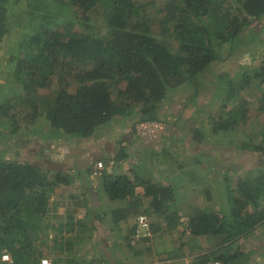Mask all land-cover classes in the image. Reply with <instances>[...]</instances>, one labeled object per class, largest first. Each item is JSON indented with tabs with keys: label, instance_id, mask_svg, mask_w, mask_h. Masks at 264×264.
I'll return each mask as SVG.
<instances>
[{
	"label": "trees",
	"instance_id": "16d2710c",
	"mask_svg": "<svg viewBox=\"0 0 264 264\" xmlns=\"http://www.w3.org/2000/svg\"><path fill=\"white\" fill-rule=\"evenodd\" d=\"M21 1L0 0V61L12 64L11 74L24 91L23 98L15 102L0 94V114L10 116L12 109L16 116L28 110L26 123L43 116L53 134L60 132L68 137L91 136L120 118H134L136 125L144 121L152 131L165 119L169 108L174 110L172 100L181 103L182 90L192 88L185 99L193 100L210 67L223 54L225 60L229 59L236 41L238 48L243 46L242 33L248 35L246 45L258 39L256 36L262 33L259 21L264 17V0H165L162 6L155 0H24V9L17 7ZM156 22L160 27L157 35H169L176 48L173 42L152 32ZM18 30L16 45L11 32ZM8 46L13 48L5 54ZM229 73L227 69L213 72L219 77ZM241 75L234 93V100L241 101L234 104L235 110L228 108L231 102H227L217 111L212 121L218 126L216 134L221 130L232 132L234 127L237 131L233 136L239 134L238 121L248 118L247 110H242L249 102L243 93L264 84V53L259 64L247 66ZM231 78L232 74L228 82ZM43 88L49 92L41 94ZM256 97L257 110L264 113V89H259ZM22 103L26 106H19ZM12 122L18 126L20 120L14 118ZM197 126L193 129L196 144L219 151V139L208 144ZM178 130L176 134L182 132L181 127ZM239 139V144L233 143L235 148L264 155L261 135L256 139L254 134H239ZM260 164L252 179L249 176L237 183L243 199H231L233 191L229 190L228 210L195 208L187 213L186 230H181L180 236L185 233L194 240L204 237L211 247L193 252L190 264H244L253 250L264 247L257 239L261 249L252 243L253 231L264 226V164ZM104 175V191L110 200L128 201L135 197V186L141 184L143 197L148 198L147 210L159 214L171 227L179 226L181 213L168 207L174 201L172 186L156 185L140 177L132 180L127 175L112 178L106 171ZM66 182L61 174H43L33 162L0 160V252L9 253L11 264H35L46 256L33 246L38 237L32 233L40 229L52 228L55 244L65 243L61 240L63 233L73 231V215L52 224L46 203L55 187ZM136 202L133 200L126 217L135 218L144 212L140 209L143 203ZM153 226L156 229L159 225ZM125 237L130 245L129 235ZM243 244L247 249H242ZM233 245L234 249L230 248ZM51 260L60 264L53 257Z\"/></svg>",
	"mask_w": 264,
	"mask_h": 264
},
{
	"label": "crops",
	"instance_id": "0c3cea01",
	"mask_svg": "<svg viewBox=\"0 0 264 264\" xmlns=\"http://www.w3.org/2000/svg\"><path fill=\"white\" fill-rule=\"evenodd\" d=\"M2 96H6V94ZM1 100L4 101V99ZM13 113L14 110L11 109L9 112L10 116L6 117L0 114V160L33 162L42 168L43 174L45 173L48 176L61 174L62 177L67 179L66 183L58 184L49 195L46 210L50 212L51 217L48 221L52 224L56 220H60V218L63 219L73 215L75 221L72 229L75 235L73 243L80 245L79 247L74 246L73 250L77 252L87 251L88 253H84L83 260L76 254L77 260L81 262L80 264H155V262L157 264H159L158 262L161 264H178L180 260L176 258V255L167 258L164 253L169 251L163 250L164 253L157 251L160 249L158 243L162 242V233L159 226L156 229L155 226L151 227L153 233L151 238L148 237L150 238L148 241H146L147 238L136 241L141 242L139 247L133 248L128 246L127 241L122 242L135 226L134 216L126 217V214L130 213V208H133V200L143 203H141L143 206L140 209L144 210L145 213H151L152 217L157 215L156 212L147 210L146 202L148 198L143 197V186L137 184L133 192L135 197L124 201V203L118 200H110L104 191L103 185V181L107 177L105 175L102 176V174L92 177L90 176V170L97 159L113 158L117 164L105 170L112 178L114 176L127 175L130 179L136 178L137 180L140 177L156 185L171 187L169 180L164 178L163 174L160 175L159 164L156 166L153 164L157 160V151H161L163 148V142L167 139L178 138L176 133L179 131L178 128L181 127L179 123L174 120L168 122L166 119H161L157 127H152L151 131L149 129L150 124L147 126L144 121L136 125V122L133 121L134 118L126 120L120 118L119 120H112L109 126L101 127L91 136L68 137L60 132L53 134L54 132H51L46 122H44L43 116L37 117L34 123H26L25 120H27L26 118L29 114L28 110H24L18 115L16 114V116H13ZM9 117H12L11 121L8 120ZM14 118H19L18 126H14L12 122ZM197 131L201 137H206L205 139L208 143L216 140L214 134L210 135L208 133V136H206L207 132ZM236 131L234 127L232 132L226 131L224 135L229 133L225 136H233ZM156 133L157 135L152 136V134ZM225 136H221V142ZM152 137L154 138L151 139ZM189 137L188 140L196 144L197 140L193 139L195 137L193 130L190 131ZM233 138L235 140L236 136H233ZM239 142L240 139L237 143L239 144ZM201 146L202 150L208 149L204 144ZM232 146L223 147L222 144V147L218 146L219 152L221 155H229L232 158L236 151V148ZM136 148H139L138 151H135ZM239 150L241 154V149ZM150 153L154 157L144 160V157ZM244 153L243 156L237 155L240 161L238 158L239 163L234 165L232 171L238 172L236 173L238 176L243 174L248 177L249 173L259 166L251 162L258 154L252 151ZM117 154H121L119 158L116 157ZM245 156H248L249 159H245ZM243 159L245 160L242 161ZM142 160H144V164L141 163ZM202 165L211 171L215 170L213 168L215 163ZM149 166L151 170L147 171L146 168ZM145 171L150 173V179L144 177L143 173ZM232 191L233 195L229 194L232 195L230 196L231 199L242 198L238 185ZM206 193L208 194L207 191ZM229 199L221 197L218 199L215 197L212 203L215 206L210 207V204H203L201 208L202 210L209 208L217 210L218 206L216 204L221 203L223 206L219 211L224 212L230 207ZM252 206L253 203L248 204V209L251 210ZM50 230L52 228L48 229V232ZM171 233L172 230L167 232L170 236ZM253 233L255 235L264 233V226L263 228L255 229ZM256 239L257 237L252 239V242L256 241ZM151 253L153 259L150 257ZM159 255L164 256L159 257Z\"/></svg>",
	"mask_w": 264,
	"mask_h": 264
},
{
	"label": "rangeland",
	"instance_id": "374dc122",
	"mask_svg": "<svg viewBox=\"0 0 264 264\" xmlns=\"http://www.w3.org/2000/svg\"><path fill=\"white\" fill-rule=\"evenodd\" d=\"M164 1L165 0H155V2H157L159 6H162ZM17 7L23 9L27 8L24 0H22L20 4L17 5ZM262 18L263 19L259 21V23L262 25V33L256 36L258 39L255 40V42L252 40L249 41L246 45L245 39L248 35L246 32L242 33L243 35H245V39L242 41L243 46L238 48L236 41V45L230 50L231 56H229V59L225 60V55L223 54V56L218 61H216L214 65L210 67L209 71L207 72V76L203 77L201 81V89H198L197 96L194 97L193 100L188 102L185 97L191 94L192 88L189 87L190 89L187 88L185 90H182L180 93L181 103L178 102L173 104L172 106L174 110H171L169 108L170 112H166V115H164L166 121L170 122L174 120L175 122L179 123L183 132L178 134L177 139H167L163 142V148L161 149V151H157V160L153 165L156 166L159 164L160 175L163 174L164 178L169 180V182L171 183L174 201H171L168 204V207L170 210L177 208V210L181 213L178 222L180 224L179 226L177 225L178 228L176 227L175 229L173 227H170L167 220L159 216V214L155 217H152L149 214L147 215L151 220L152 224L160 226V231L162 233V242H157L158 247L160 249L156 250L162 251V253H164L163 250L169 251L167 253H164L167 258L169 256L171 258L172 255H176V258H178V260L186 259L190 264V261L193 257L192 252L198 253L200 251H207L211 249V247H209L208 244L204 241V237V239L199 237L200 239L198 238V240H194L191 236L185 233L183 236H180L181 230H186V213L192 211L195 208L197 209L201 208V206L203 207V204H210V207H212L213 205L215 206V204L212 205L215 197H217L218 199L219 197L227 199L229 195V190L237 188L238 180L243 181L245 180V178H247L246 175V177L243 174V177L241 175L238 176L236 174L238 172H235L234 170V172L232 171L234 165L239 163V157H237V155L240 154V150L237 147L235 154L232 158H230L229 155H221L219 151H212L213 149H215L213 146L210 147V150H202L201 145H197L188 140L190 138V131L193 130L197 125H199L197 126V129L200 128L201 130L199 132H204L208 127L213 126L211 129H207L206 131L207 133H215L214 138L219 139V147H222V144L223 147L232 146V143H234L235 140V143H237L239 141V134H245L247 136L254 134L256 139L258 138V136L261 135V143L264 144V113L259 112L257 110L259 98L256 97L259 89H264V84L260 86L256 85L254 87H250L252 89H249L248 92L247 88L246 91L243 93V98L249 101L246 105L242 106V110H247L248 118L245 121L242 119L238 121L237 125L239 128V134L236 135L235 140L231 135L225 136L229 133H225L224 135V132L226 131L223 130L219 131L218 134H216V132L218 131L216 130L218 129V126L212 125V121L207 122V120L209 121V119L214 120V115L212 114H215L218 110H221L224 106L223 104L231 102L228 104V108H233V110H235L236 108L234 104H236V102L238 101H241V98H238V100H234V93L237 88L238 81L239 79H241L242 71L247 66H255L259 64L262 60V55L264 53V17ZM99 21L102 22V19L99 18ZM159 30V23H154L152 32L154 31L153 33L157 35L159 33ZM11 33L12 39L17 45L19 42L20 31L18 30ZM157 36L160 39L162 38L167 41L173 42V49L176 48L175 42L169 37V35ZM11 46L4 48L5 54H8L7 51L10 52V50L13 48ZM15 49L16 48L14 47V50ZM0 66L2 67V69L0 70V91H2L3 94H6V91L9 89V86H6V84H10L11 80L14 82V80L12 79V77H14L13 73L11 74L12 64L6 62H3L2 64L0 61ZM240 66L245 68H242ZM221 69H227L230 73L227 75L225 74V76L221 77L215 76L213 74V72H217ZM230 74H232V78L231 81L228 82L227 78ZM3 80H5V82H3ZM46 92H49V90L47 91V89L45 88L40 89L41 94ZM19 95L20 97L23 95L22 90L19 91ZM23 103L19 106H26L24 105L25 103ZM183 105H185L184 110H182ZM180 111L181 114L178 113ZM173 113L177 114L175 115ZM8 120L11 121L12 117H9ZM183 123L185 124L183 125ZM194 123H196V125ZM153 135H157V133L152 134V136ZM205 135L208 136V134ZM221 136H225L222 142L220 140ZM153 138L154 137H152L151 139ZM243 139L245 142H248L249 140L246 137H243ZM188 142L190 143L188 144ZM228 142L232 145L228 144ZM208 144H210V142ZM248 148L251 149L250 146H248ZM138 149L139 148H136L135 151H138ZM244 151L248 152L246 148ZM244 154L245 153L243 152V150H241L240 155L243 156ZM152 157L154 156L150 153L149 155H146L144 157V160H146V158L150 159ZM245 157V159H249L248 156ZM245 159H243L242 161H244ZM144 160L141 161L142 164H144ZM251 162L256 164L261 163L260 165L264 164V155H260V157L257 156L253 158ZM212 163H215V165L213 166V168L215 169L214 171H211L210 169L202 165ZM116 164L117 162L115 161L114 165ZM150 166L146 168L147 171L151 170ZM258 168L259 166L253 171V175H248V177L250 176L249 178L252 179L256 174L255 172L258 171ZM147 171H145L143 175L145 178L150 179V173H148ZM206 191L209 192L211 196L210 198L208 197ZM216 205L218 206V211L223 206L221 203ZM43 223L46 224V222ZM65 229L66 228H64L63 231H65ZM170 230H172L171 236L167 234V232ZM50 231L48 232V230L40 229L38 232L32 233L33 237H38L37 240L33 241V246L35 248H40L39 251H41L42 254L49 256L50 258L53 257V259H56L60 264H75V262L78 261L76 258V254L78 255V257L81 258V260H83L84 258V253L88 254L87 251L77 252L73 250L74 246H80L79 244L75 245L73 243V240L75 238L73 232L67 231V233H63L64 236L62 237L61 241L65 243H62L61 245H56L54 241L56 237L53 235V233H50ZM254 237H257V240L264 246V233L256 234L254 235ZM150 238H147L146 241H148ZM68 240H70L71 242L66 243V241ZM45 241H47V244L44 243ZM125 241L128 242V240L126 239L122 240V242ZM252 243H255V245H259L257 241H254ZM139 244H141L140 241H135L134 243L130 241V245L128 246L136 248L139 247ZM230 248L234 249V245L230 246ZM242 249H247L245 244L242 245ZM150 255V257L153 259L152 253ZM160 256L164 255H159V257ZM244 261V264H264V247L261 250H253V253L249 254L246 258H244ZM80 263L81 262L78 261L76 264ZM158 263L161 264L160 262ZM155 264H157V262H155Z\"/></svg>",
	"mask_w": 264,
	"mask_h": 264
},
{
	"label": "built area",
	"instance_id": "2783aa9c",
	"mask_svg": "<svg viewBox=\"0 0 264 264\" xmlns=\"http://www.w3.org/2000/svg\"><path fill=\"white\" fill-rule=\"evenodd\" d=\"M112 164L114 165L113 159H109L107 161L99 159L95 162L94 166L91 168L90 175L92 177L98 176L105 168L111 167ZM149 234H150L149 220L145 214H140L137 217V228L133 236L135 238H138L141 236H148ZM11 263H12V258L9 255V253H7L6 251H1L0 264H11ZM35 264H53V262L51 258L44 256L38 258ZM180 264H188V262L184 260Z\"/></svg>",
	"mask_w": 264,
	"mask_h": 264
},
{
	"label": "clouds",
	"instance_id": "9594fccd",
	"mask_svg": "<svg viewBox=\"0 0 264 264\" xmlns=\"http://www.w3.org/2000/svg\"><path fill=\"white\" fill-rule=\"evenodd\" d=\"M12 79L14 80V78L12 77ZM6 86H9V89L6 91V94L8 95V97H11V98H13V102H15L16 100H19L20 98H23V95H24V91L22 90V88L20 87V84L17 82V81H15L14 80V82L11 80V83L10 84H6ZM23 91V95L20 97V95H19V91ZM193 91V90H192ZM192 93V92H191ZM0 94L1 95H3V93H2V91H0ZM176 102L174 101V100H172L171 101V104L173 105V104H175ZM21 113V112H20ZM212 115H214V118L216 117L215 115H217V113H215V114H212ZM210 121H213V119H209V121L207 120V122H210ZM210 134V133H209ZM215 136V135H214ZM241 150H243V152H246V151H244L245 149H241ZM247 151H251V150H247ZM258 154V153H257ZM113 159V158H112ZM97 160H99V159H97ZM96 160V161H97ZM102 160H105V161H107V160H109V159H102ZM114 160V159H113ZM95 161V162H96ZM95 162H94V164H95ZM114 162H115V160H114ZM94 164H93V166H94ZM113 165V164H112ZM112 167V166H111ZM108 168V167H107ZM110 168V167H109ZM106 170V168L103 170V171H105ZM102 171V172H103ZM102 172H101V174H102ZM100 174V175H101ZM91 176V175H90ZM99 176V175H98ZM95 177H97V176H95ZM140 214H145L146 216H147V218H148V220H149V225H150V234L148 235V236H141V237H138V238H135L134 236H133V234L135 233V230H136V228H137V217L140 215ZM140 214H138V215H136L135 216V218H134V220H135V229L133 230V232L131 233V234H128L129 235V237H130V239H131V242L133 243V242H135V241H137V240H140V239H143V238H148V237H150L151 236V234H152V230H151V225H152V222H151V220L149 219V217H148V213H144V212H142V213H140ZM150 215V214H149ZM47 257V256H46ZM50 258V257H49ZM182 261H184V260H182ZM181 261V262H182ZM185 261H187L186 259H185ZM180 262V263H181ZM188 262V261H187ZM179 263V264H180ZM189 264V263H188ZM208 264H216V262H208Z\"/></svg>",
	"mask_w": 264,
	"mask_h": 264
}]
</instances>
